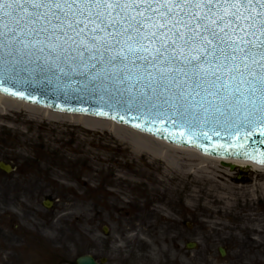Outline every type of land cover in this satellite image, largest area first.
Segmentation results:
<instances>
[{"label":"rangeland","instance_id":"obj_1","mask_svg":"<svg viewBox=\"0 0 264 264\" xmlns=\"http://www.w3.org/2000/svg\"><path fill=\"white\" fill-rule=\"evenodd\" d=\"M87 122L0 101V264H264V169Z\"/></svg>","mask_w":264,"mask_h":264},{"label":"water","instance_id":"obj_2","mask_svg":"<svg viewBox=\"0 0 264 264\" xmlns=\"http://www.w3.org/2000/svg\"><path fill=\"white\" fill-rule=\"evenodd\" d=\"M4 23L8 27L0 29L5 33L0 35V93L58 112L113 119L210 156L264 165V111L261 110L264 90L251 97L256 107L248 104L245 109L238 105L241 92L249 95V86L239 84L238 73L233 74L234 79L223 72L219 73L218 81L210 73L200 78L191 65L180 61L165 66L160 61L142 58L146 53L129 54L125 60L118 55L120 48L107 32L96 35L106 38L111 46L98 45L97 52L79 44L83 37L76 42L66 41L64 31L75 36L66 27L61 31L47 26L48 31H40L44 23L41 21L31 30L22 25L14 34L13 17L4 18ZM254 83L259 88V81ZM221 85L227 87V93ZM237 87L241 92H235ZM227 162L222 161L224 165ZM0 167L13 171V166L4 161H0ZM44 203L47 207L53 205L51 200ZM188 244L191 247L193 243ZM220 250L226 254L223 247ZM77 264L104 263L86 253L77 258Z\"/></svg>","mask_w":264,"mask_h":264},{"label":"snow or ice","instance_id":"obj_3","mask_svg":"<svg viewBox=\"0 0 264 264\" xmlns=\"http://www.w3.org/2000/svg\"><path fill=\"white\" fill-rule=\"evenodd\" d=\"M6 17L14 19V34L22 25L31 30L43 21L40 31L66 27L75 33L64 31L66 41L83 37L79 44L98 52V45L111 43L96 33L107 32L125 60L129 54L146 53L142 58L150 62L167 66L180 61L200 78L210 73L217 81L221 72L231 79L238 73L239 84L249 86L247 96L239 87L235 90L242 97L237 104L245 109L256 107L251 97L264 90V0H0V29L8 27ZM220 87L227 93L225 85ZM261 105L264 111V92Z\"/></svg>","mask_w":264,"mask_h":264},{"label":"bare ground","instance_id":"obj_4","mask_svg":"<svg viewBox=\"0 0 264 264\" xmlns=\"http://www.w3.org/2000/svg\"><path fill=\"white\" fill-rule=\"evenodd\" d=\"M4 100H10V101H13L14 103L24 104L26 106H29L30 108L42 109L45 112H47L48 114H50L52 116H56V117L59 116V115H65V114H61L59 112H55L53 110H50L49 108H42V107H38V106H33V105L27 104V103H25L23 101H20V100L14 99V98H10V97H7V96H5L3 94H0V101H4ZM69 116L76 117L77 119H85V120H87L88 121L87 125L90 126V127L97 126V125H100V124L110 125L113 128H115V127H123V128L129 129L130 131H132V132H134L136 134L152 138V139H154L156 141H159L160 143H162L163 145H165L166 147H168L170 149H175L176 151L181 152L182 156H180V158H182V160L186 161L188 166L199 165L201 167L215 168L216 165H214L213 162L216 161V162L221 163L220 165H222L225 169L226 168L227 169L230 168V166H229L230 164H234L236 166L237 165H239V166H250V165H253V167H256V168L258 167V168L264 169V165L263 164H259V163L254 162V161L244 160V159L230 158V159L227 160L228 161L227 162L228 165H224V164H222V162H221L222 159H220V158H216V157H212V156H208V155L202 154L201 152H199L196 149L182 147V146H177V145H173V144L167 143L165 141L156 139V138H154L152 136H149L147 134L132 130V129L128 128V127L118 125L114 121L101 120V119H98V118H95V117H89V116H83V115H80V116L79 115L78 116L69 115Z\"/></svg>","mask_w":264,"mask_h":264}]
</instances>
